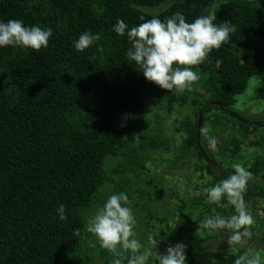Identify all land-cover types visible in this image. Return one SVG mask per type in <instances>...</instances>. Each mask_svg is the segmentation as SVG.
Returning a JSON list of instances; mask_svg holds the SVG:
<instances>
[{
    "label": "trees",
    "instance_id": "16d2710c",
    "mask_svg": "<svg viewBox=\"0 0 264 264\" xmlns=\"http://www.w3.org/2000/svg\"><path fill=\"white\" fill-rule=\"evenodd\" d=\"M166 1L0 0V21L18 19L27 27L53 29L48 46L40 51L0 48V264H92L91 257L79 262L70 254L84 255V249L78 246L86 228L83 213L108 182L106 158L123 155L129 149V137L142 133L145 103L153 91L161 89L148 82L135 62L128 59L131 43L127 34L119 36L113 31L114 25L122 19L130 30L144 22L141 17L163 21L177 11L187 22H193L207 14L205 9H215L216 0H175L158 14L142 11ZM223 22L236 25L237 31L229 44L209 54L210 63L193 68L202 76L199 98L204 102L198 105V99L192 101L196 107L194 121L187 120L188 126L183 128L185 147L194 149L203 162L201 179L205 172L211 179L196 185L190 199L191 205L201 210L192 236L180 235L162 249L163 255L168 246L183 243L186 264H234L239 256H222L209 250L205 242L210 237L198 235L206 231L199 227L204 214H235L232 206L219 208L205 203L207 196L202 189L234 171L217 163L214 167L218 171L213 170L202 160L195 142L199 113L202 127L210 123L216 128L213 135L217 145L212 155L200 134V146L209 161L220 159L228 166V162L244 160L243 150H256L244 167L260 183L247 189L244 198L264 203V122L242 124L230 116L236 96L244 93L251 78L264 73V0L221 3L215 23ZM84 32L99 34L101 39L78 52L74 41ZM217 60L222 61L219 67ZM167 98L169 106L178 101L180 106L186 104L177 93ZM213 110L235 121L237 129L213 118ZM164 147L156 139L146 138L131 157L137 160L139 151L145 154ZM132 160L128 164L137 166ZM61 204L67 221L59 220L56 210ZM261 227L258 240L264 249L262 222ZM74 229L80 230L79 236L73 235ZM104 258L105 264L114 259L108 252Z\"/></svg>",
    "mask_w": 264,
    "mask_h": 264
},
{
    "label": "clouds",
    "instance_id": "9594fccd",
    "mask_svg": "<svg viewBox=\"0 0 264 264\" xmlns=\"http://www.w3.org/2000/svg\"><path fill=\"white\" fill-rule=\"evenodd\" d=\"M205 12L206 15L195 18L193 22H187L181 11L163 21L156 17L147 20L141 17L144 22L130 30L119 19L113 31L119 36L127 34L131 47L126 56L135 62L148 82L169 92L174 90L177 94H183L193 91L194 85L202 79L201 74L193 71V68L206 61L210 63L209 54L229 44L231 35L237 31L236 25L230 22L216 24L215 9H205ZM52 33L51 27H27L18 19L0 21V48L16 46L40 51L48 46ZM100 39L99 34L84 32L73 46L78 52H83ZM97 50L103 51V48L98 47ZM221 64V60L216 61L217 67ZM199 131L209 148L215 149L217 139L211 134L210 126H203ZM232 168L234 174L212 187L203 188L202 192L207 196L205 203L215 204L219 208L232 206L235 214L206 217L199 227L212 232L223 231L227 234L229 246L244 247L252 239L251 229L255 225L244 199L248 182L254 177L239 162L234 163ZM225 199L227 203H222ZM130 205L131 201L125 193L110 195L87 222V232L114 257L111 264H149L153 256L158 258L159 264H186V246L183 243L170 245L165 254L158 255L155 249L160 240L154 239L158 235H150L147 245L135 238L137 219ZM56 211L60 221H67L63 204ZM73 235L79 236L80 230L74 229ZM234 264H264V257L259 251L249 250L239 255Z\"/></svg>",
    "mask_w": 264,
    "mask_h": 264
},
{
    "label": "rangeland",
    "instance_id": "374dc122",
    "mask_svg": "<svg viewBox=\"0 0 264 264\" xmlns=\"http://www.w3.org/2000/svg\"><path fill=\"white\" fill-rule=\"evenodd\" d=\"M174 1L167 0L156 8L143 9L142 11L149 15L158 14L166 10ZM225 1L227 0H216L214 3L215 10ZM200 82L194 85L193 91H185L180 94V97L186 99L184 106H180V101L169 106L167 96H173L176 93L174 90L169 92L164 89H157L147 99L142 112L144 125L142 133L129 137V149H125L123 155L116 159L108 157L105 160L104 170L107 173L108 182L94 198L93 201L95 202L92 207L83 213L86 228L78 246L84 249V255L71 252L73 260L80 262L86 257H91L92 264H105L104 255L107 251L102 249L96 238L87 232V222L96 210L103 206L110 195L121 192L129 197L130 207L137 219V227L134 229L135 238L143 245H147L150 235H158L154 237V239L160 240L157 249H155L158 255H162V249L168 242L177 241L180 235L192 236L195 222L199 218L201 210L192 206L190 199L195 193L196 185L211 179L206 172L203 173L205 177L201 179L200 171L204 168L203 162L199 161L194 149H187L184 144L185 132L183 128L188 126L189 121H194L196 107L193 106L192 101L198 99V105L204 102L202 97L199 98L202 91ZM235 101L232 114L236 117L244 122L256 120L264 122V73L251 78L244 93L236 96ZM211 115L213 118L229 123L230 127L238 126L235 121L226 117L223 118L217 110H213ZM204 126H210L211 134H214L216 128L212 124L206 123ZM146 138L156 139L168 150H165L164 147L157 151H147L148 153L145 154L139 151L138 154L136 153L137 160H134L131 156H135L134 152H138L137 147ZM209 150L212 155L216 149ZM255 152L256 150H243L244 160L228 162V166L225 162L221 164L220 159H216L217 161L214 160L215 162L212 163L215 167L218 164L234 171L232 168L234 163L239 162L243 166L246 165L245 163H250ZM128 155L136 161L137 166L133 167L128 164L132 160L129 159ZM145 159L146 162L144 163ZM118 170L120 174L117 173ZM223 171L226 172L224 169ZM259 183L252 179L248 182L247 189ZM244 199L255 219L253 238L248 245L238 247L227 244V234L223 231L206 230L204 233L198 232L200 237H210L205 242V246L209 250L221 253L222 256L242 255L252 250L259 251L264 257V249L258 240L262 232L261 222L264 223V203H255L253 199ZM183 202L186 206H183ZM206 217L207 215L204 214L202 220ZM158 220H164V222H159V224ZM149 264H159L158 258L151 257Z\"/></svg>",
    "mask_w": 264,
    "mask_h": 264
},
{
    "label": "water",
    "instance_id": "95a60500",
    "mask_svg": "<svg viewBox=\"0 0 264 264\" xmlns=\"http://www.w3.org/2000/svg\"><path fill=\"white\" fill-rule=\"evenodd\" d=\"M230 116H231L232 118H234L235 120H237L238 122H240V123H242V124H246V122L242 121L241 119H239L238 117H236L234 114L230 113ZM201 127H202V113H199V115H198V120H197V124H196V132H195L196 148H197V150L200 152L203 161H204L206 164H208V166H209L210 168H212L213 170H217V169L214 167L213 163L210 162V161L206 158L205 154L202 152V149H201V146H200V131H199ZM217 171H218V170H217Z\"/></svg>",
    "mask_w": 264,
    "mask_h": 264
},
{
    "label": "flooded vegetation",
    "instance_id": "af4514ba",
    "mask_svg": "<svg viewBox=\"0 0 264 264\" xmlns=\"http://www.w3.org/2000/svg\"><path fill=\"white\" fill-rule=\"evenodd\" d=\"M248 125H256V123L253 122H247Z\"/></svg>",
    "mask_w": 264,
    "mask_h": 264
}]
</instances>
